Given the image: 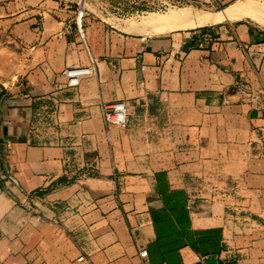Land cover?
Segmentation results:
<instances>
[{
  "label": "crops",
  "instance_id": "1",
  "mask_svg": "<svg viewBox=\"0 0 264 264\" xmlns=\"http://www.w3.org/2000/svg\"><path fill=\"white\" fill-rule=\"evenodd\" d=\"M76 4L21 0L15 13L0 263L264 264V26L137 31L84 11L82 40ZM89 65L95 76L66 87V68ZM116 101L127 123L106 127L101 106Z\"/></svg>",
  "mask_w": 264,
  "mask_h": 264
},
{
  "label": "rangeland",
  "instance_id": "2",
  "mask_svg": "<svg viewBox=\"0 0 264 264\" xmlns=\"http://www.w3.org/2000/svg\"><path fill=\"white\" fill-rule=\"evenodd\" d=\"M20 1L21 0H0V89H2L3 86L8 87L12 82H15L18 78H20L18 74L20 73L19 66L22 65L23 53L21 50H19L18 47L17 33L15 27L17 23V16L15 13ZM61 1L62 3H65L67 5H70L71 3H78L76 4V7H78L77 10L82 9L83 13L84 11H88L90 15L97 16L98 18L111 25H113L112 22H115L117 24L126 23L132 26H139L141 30L137 31L146 30L144 29L142 22L144 17L147 16H164L169 14L170 12H175L182 9H187L194 13H214L226 7V5L225 7L213 4L202 6L198 3H185L178 7L170 8L166 12H157L145 8V5L150 0ZM255 1L260 2L261 0ZM141 10L144 12L143 14L140 13ZM245 18L246 17H241L239 19ZM225 22L219 23L217 25H222Z\"/></svg>",
  "mask_w": 264,
  "mask_h": 264
},
{
  "label": "bare ground",
  "instance_id": "3",
  "mask_svg": "<svg viewBox=\"0 0 264 264\" xmlns=\"http://www.w3.org/2000/svg\"><path fill=\"white\" fill-rule=\"evenodd\" d=\"M241 17L250 18L264 26V1L236 0L234 3L214 13H194L190 10L182 9L170 12L164 16L144 17L142 24L144 28H148V30L153 28L157 31H165L217 25ZM112 24L119 27V24L115 22H112ZM126 30L131 31L130 28Z\"/></svg>",
  "mask_w": 264,
  "mask_h": 264
},
{
  "label": "built area",
  "instance_id": "4",
  "mask_svg": "<svg viewBox=\"0 0 264 264\" xmlns=\"http://www.w3.org/2000/svg\"><path fill=\"white\" fill-rule=\"evenodd\" d=\"M185 3L192 4L195 2L187 0H150L145 5V8L151 11L166 12L170 8H175ZM208 5H212V2H208ZM140 13L143 14L144 12L141 10ZM83 14L84 13L82 9L77 10L76 18L74 21L77 32L82 40L84 38L81 25ZM63 30H68L67 25L64 26ZM199 40L202 41V43L207 44L213 40V36L210 31H206L205 33H202L200 35ZM95 74L96 73L92 65L68 67L63 71V75L66 77V87L68 88L77 87L82 81V79L95 76ZM236 87L240 92L247 95L248 91L246 90V86L244 83L238 82L236 84ZM101 113L106 127L110 125H125L127 123V105L123 101H116L114 103L103 104L101 106ZM138 257L140 260H144L147 257V249H139ZM80 259H82V257H80ZM143 264L147 263L143 262Z\"/></svg>",
  "mask_w": 264,
  "mask_h": 264
},
{
  "label": "water",
  "instance_id": "5",
  "mask_svg": "<svg viewBox=\"0 0 264 264\" xmlns=\"http://www.w3.org/2000/svg\"><path fill=\"white\" fill-rule=\"evenodd\" d=\"M195 264H200V263H195Z\"/></svg>",
  "mask_w": 264,
  "mask_h": 264
}]
</instances>
